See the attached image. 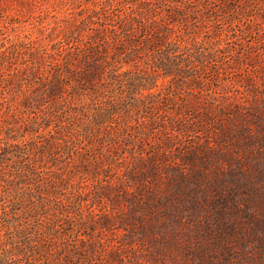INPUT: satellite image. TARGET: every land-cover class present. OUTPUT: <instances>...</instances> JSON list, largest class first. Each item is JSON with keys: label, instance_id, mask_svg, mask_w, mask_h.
Instances as JSON below:
<instances>
[{"label": "rangeland", "instance_id": "rangeland-1", "mask_svg": "<svg viewBox=\"0 0 264 264\" xmlns=\"http://www.w3.org/2000/svg\"><path fill=\"white\" fill-rule=\"evenodd\" d=\"M0 161L32 264H264V0H0Z\"/></svg>", "mask_w": 264, "mask_h": 264}, {"label": "trees", "instance_id": "trees-1", "mask_svg": "<svg viewBox=\"0 0 264 264\" xmlns=\"http://www.w3.org/2000/svg\"><path fill=\"white\" fill-rule=\"evenodd\" d=\"M144 18L148 20L149 14H144ZM106 25L107 24H103V26H106ZM97 36H98L97 40L107 41V38H102L100 36V33ZM163 66H166V65H163ZM10 145L12 144L10 143ZM16 147L20 151L22 150L21 145L18 144L16 145ZM2 164L3 162L0 161V167H2ZM17 165L18 167L20 166V169L23 172H26V175L20 178L19 182L21 184L19 185L18 188H16L17 191L14 194V197L16 198L15 204L18 207H24L26 206L25 203L27 201H29L30 199L36 198V195L32 192V190H30V186L27 185V184H31L30 180L36 176V170L32 169L33 167L31 168L25 165L21 166L20 162H18ZM2 180H5V179H2V177L0 176V182ZM8 182L12 183V181L10 180ZM42 206H43V203L36 204L35 206L36 211L38 212ZM16 210L11 209L7 212L3 208V205L2 206L0 205V218L6 223V225L3 228L8 230V232L5 233L7 234L5 236L2 234L3 228H0V247H3V255L2 256L0 255V264H32L35 257L40 254L38 252L37 243L35 245V241L31 239L32 237L30 236L31 234L29 230L26 228H23L22 226L21 227L18 226L17 220H16L18 213L16 212ZM46 210L47 209H45V211ZM16 240H18L19 243H17Z\"/></svg>", "mask_w": 264, "mask_h": 264}]
</instances>
